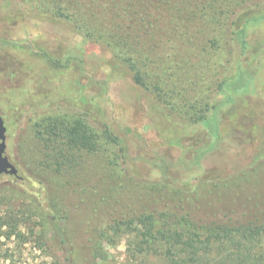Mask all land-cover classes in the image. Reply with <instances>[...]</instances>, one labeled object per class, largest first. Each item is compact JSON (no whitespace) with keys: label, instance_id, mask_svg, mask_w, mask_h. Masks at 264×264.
I'll use <instances>...</instances> for the list:
<instances>
[{"label":"rangeland","instance_id":"obj_1","mask_svg":"<svg viewBox=\"0 0 264 264\" xmlns=\"http://www.w3.org/2000/svg\"><path fill=\"white\" fill-rule=\"evenodd\" d=\"M8 28L0 22V31ZM232 31L222 25L220 15L199 16L178 30H156V37L165 34L170 39L146 43L141 60L146 87L137 86L129 72L113 77L112 53L90 48L86 67L94 74L95 88L85 94L101 103L94 109L75 104L84 100L73 70L31 71L25 64L22 71L9 75L8 67L16 62L0 54V114L21 129L7 134V155L21 178L0 177V264H67L71 247L84 244L90 225L104 231L116 217L130 218L144 205L175 197L170 184L158 185L160 178L152 167L157 156L171 164L170 174L188 179L201 174L195 162L199 151L205 155L197 194L213 204L197 212L199 217L227 213L238 218L258 212L255 203L264 198V165L253 171L250 164L258 150L256 141L264 140V71L235 86L233 103L212 109L226 99L221 84L238 55ZM60 33L66 43L68 31ZM263 33L264 26L252 28L250 35L253 39ZM12 35L23 38L19 28ZM71 54L75 51L66 49L65 55ZM203 117L220 118L219 133L214 125L209 132L205 122L197 121ZM61 118H67L68 125L56 123L57 133L48 132V124ZM73 118L87 120L100 139L96 151L67 141L62 129L69 130ZM105 126L123 140L126 158L107 141ZM215 139L221 140L210 151ZM228 175L233 176L232 188L215 192L212 186ZM48 185L57 189L59 211L49 204ZM221 199L231 204L230 211L222 208ZM41 211L59 219L52 224ZM134 228L120 234L108 231L103 248L109 258L104 264L125 262L135 246L129 234ZM64 235L69 243L62 242ZM85 255L77 264L90 261Z\"/></svg>","mask_w":264,"mask_h":264},{"label":"trees","instance_id":"obj_2","mask_svg":"<svg viewBox=\"0 0 264 264\" xmlns=\"http://www.w3.org/2000/svg\"><path fill=\"white\" fill-rule=\"evenodd\" d=\"M216 15L221 16L223 26L233 29L232 39L239 51L232 72L221 84L220 92L226 99L213 105L212 109L215 110L233 103L236 97L231 91L235 86L250 81L252 75L264 71V33L253 39L250 35L252 28L264 26V0H0V22L4 21L10 27L0 31V54L16 62L8 67L9 75L22 71L21 67L25 64L27 70L31 71L68 70L64 71L67 73L73 70L84 100L79 105L101 108V103L94 96L85 94V90L95 88L94 74H89L86 67L90 48H101L112 53L113 77L120 78L129 72L137 86L146 87L141 66L146 43L170 39L165 34L156 37V30H178L196 22L199 16ZM16 28L23 32L20 40L12 35ZM62 29H66L69 34L66 43L64 35L60 33ZM74 46L76 48L71 49ZM66 49L74 50L75 55H65ZM83 78H87L86 84H83ZM67 120L65 118L48 124V132L55 133L58 123L65 127V124L68 125ZM73 121L69 123V130L62 129L68 137L67 141L73 144L72 147L96 151L100 139H96L87 120L73 118ZM197 121L205 122L209 132H213L214 125L219 133L220 118L203 117ZM5 123H8L10 134L19 128L17 122ZM35 126L40 127L39 124ZM105 128L109 138L107 141L115 145L121 156L126 158L123 140L115 136L109 127ZM218 140L221 139H215L210 151L217 148ZM256 144L258 150L251 157L250 164L253 171L264 165V140L258 139ZM199 154L195 163L200 167L201 174L188 179L170 174L171 164L167 159L155 157L152 167L160 178L158 185L170 184L176 196L162 200V203L144 205L130 218L116 217L112 220V226L104 231L98 225H90L84 244L71 247L67 264H77L84 253L85 261L88 258L90 261L80 264L106 263L109 253L103 248V240L108 231L120 234L126 232L129 226H135L129 233L135 240V246L128 251L122 264H264V198L263 201H252L256 202L255 208H259L252 215L233 218L224 213L220 218L199 217L197 212L211 208L213 204L201 201L197 194V185L203 181L202 158L205 156L201 151ZM226 178L213 185L212 189L223 192L232 188L233 176L228 175ZM46 188L49 204L57 211V189L53 185ZM226 202L219 200L223 204L222 208L228 212L231 204ZM40 216L51 220V223L59 219L44 211L40 212ZM68 240L69 236L64 235L62 242L69 243Z\"/></svg>","mask_w":264,"mask_h":264},{"label":"water","instance_id":"obj_3","mask_svg":"<svg viewBox=\"0 0 264 264\" xmlns=\"http://www.w3.org/2000/svg\"><path fill=\"white\" fill-rule=\"evenodd\" d=\"M6 133H7V128L5 126V121L3 117L0 115V177L3 174H7L20 178L18 174V169L10 161L9 157L6 155V148H7Z\"/></svg>","mask_w":264,"mask_h":264},{"label":"flooded vegetation","instance_id":"obj_4","mask_svg":"<svg viewBox=\"0 0 264 264\" xmlns=\"http://www.w3.org/2000/svg\"><path fill=\"white\" fill-rule=\"evenodd\" d=\"M57 101V100H56ZM73 104V103H72ZM76 105H77V107H82V108H85V106H81V105H79L78 103H75ZM1 115V114H0ZM2 116V115H1ZM88 118H89V115L87 116ZM5 126H6V128H7V125H6V123H5ZM7 134H8V128H7V133H6V143H7ZM6 155H7V148H6ZM8 156V155H7ZM17 168V167H16ZM18 169V168H17ZM19 172V171H18Z\"/></svg>","mask_w":264,"mask_h":264}]
</instances>
